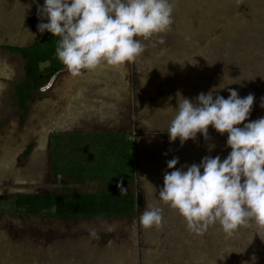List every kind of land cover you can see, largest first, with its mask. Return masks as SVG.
Returning <instances> with one entry per match:
<instances>
[{
    "label": "rangeland",
    "instance_id": "obj_1",
    "mask_svg": "<svg viewBox=\"0 0 264 264\" xmlns=\"http://www.w3.org/2000/svg\"><path fill=\"white\" fill-rule=\"evenodd\" d=\"M170 2V29L143 41V52L127 63L134 74V108L131 125L124 131L129 137L133 134L136 150L137 146L139 151L146 148L135 158V181L117 184L119 189L142 193L143 206H137L130 217L61 220L14 210L12 201L19 194L94 191L99 184L90 180L81 183L52 171L49 150L44 146L52 133L45 110H39L33 120L30 99L22 106L16 90L12 93L16 84L30 85L26 59L5 47L0 49V59L7 55L9 63L0 68V264H264V229L254 221L241 225L232 235L224 233L218 222L196 234L158 195L165 171H171L168 160L178 158L180 168L199 164L205 156L219 155L223 160L231 151L226 146L227 133L221 135L211 126L207 140L197 134L183 146L179 139L169 142L167 130L174 113L163 109L175 107L177 92L189 99L212 89L224 98L229 88L241 98L253 94V108L245 123L264 117L260 107L264 97V0ZM43 3L0 0L1 44H33L34 28L47 22L37 15L38 5ZM30 17L35 21L29 24ZM125 66L116 68L117 73L125 72ZM110 67L98 66L100 76ZM23 93L26 95L27 89ZM38 95L46 104V93ZM20 115L27 120L17 129L14 120ZM92 139L88 132L63 136L62 143L53 141L51 154L64 151L68 170L86 157ZM50 170L55 176L48 178ZM149 204L160 208L162 220L159 226L145 228L140 216Z\"/></svg>",
    "mask_w": 264,
    "mask_h": 264
},
{
    "label": "clouds",
    "instance_id": "obj_2",
    "mask_svg": "<svg viewBox=\"0 0 264 264\" xmlns=\"http://www.w3.org/2000/svg\"><path fill=\"white\" fill-rule=\"evenodd\" d=\"M172 13L170 0H44L37 15L47 22L37 29L59 37L56 57L75 77L102 63L118 68L134 61L144 50L143 41L170 29ZM228 91L227 98L212 89L194 99L177 92L175 107L163 109L174 113L167 130L170 143L179 139L183 146L197 134L207 140L209 126L227 133L231 151L223 160L205 156L199 164L180 168L178 158L166 162L171 171L164 173L159 200L177 210L196 234L217 222L227 235L250 220L264 229V117L245 123L254 95L241 98L236 90ZM160 211L149 204L141 224L159 226Z\"/></svg>",
    "mask_w": 264,
    "mask_h": 264
},
{
    "label": "trees",
    "instance_id": "obj_3",
    "mask_svg": "<svg viewBox=\"0 0 264 264\" xmlns=\"http://www.w3.org/2000/svg\"><path fill=\"white\" fill-rule=\"evenodd\" d=\"M59 37L45 32L35 42L21 51L26 59L25 71L28 82L41 84L64 67L55 54ZM89 142V141H88ZM88 145V144H87ZM91 149L79 163L64 162V151L52 156V171L58 176L87 180L99 184L97 190L73 192H50L42 194H19L12 207L24 215H49L56 219L71 220L77 217H130L136 214L137 195L131 189L122 190L118 183L131 185L136 179L135 143L132 136L124 133L93 135ZM86 146V144H85ZM65 148V147H64ZM94 148V149H93Z\"/></svg>",
    "mask_w": 264,
    "mask_h": 264
},
{
    "label": "crops",
    "instance_id": "obj_4",
    "mask_svg": "<svg viewBox=\"0 0 264 264\" xmlns=\"http://www.w3.org/2000/svg\"><path fill=\"white\" fill-rule=\"evenodd\" d=\"M122 68L126 71L117 73L110 67L101 77L97 67L74 77L64 66L46 81V104L37 94L35 109L45 110L55 139L61 133H67L61 138L86 132L97 136L127 134L124 130L133 116L134 81L128 64Z\"/></svg>",
    "mask_w": 264,
    "mask_h": 264
},
{
    "label": "flooded vegetation",
    "instance_id": "obj_5",
    "mask_svg": "<svg viewBox=\"0 0 264 264\" xmlns=\"http://www.w3.org/2000/svg\"><path fill=\"white\" fill-rule=\"evenodd\" d=\"M31 18H33V17H30V18H28V23L30 24V23H32L30 20H31ZM34 32L32 33V35L34 34V36H33V38L32 39H35V38H37L38 37V34L40 33L39 31H38V29L37 28H34V30H33ZM2 43V41H0V49H2V48H6L9 52H14V53H16L17 54V56L18 57H20L21 55H23V53H22V51H21V48H26L25 46L24 47H22V46H17V45H14V44H9V43H4L3 42V44H1ZM24 56V55H23ZM5 57H6V59H7V55H3V57L1 56V59H0V68H2V66L4 67V68H6L5 66H4V64H9L8 63V61L5 59ZM4 63V64H3ZM9 67H11V65H9ZM53 76V75H52ZM52 76L50 77V79L52 78ZM131 77H132V79L134 78V74H133V72H132V75H131ZM29 78L27 77V80H28ZM49 79V80H50ZM49 80H47V81H49ZM133 81H134V79H133ZM46 83L47 82H44V83H41V84H37V81H34V80H32V81H30V85L26 82V83H24V85H23V82H21V83H19V84H16L15 86H14V89L12 90L13 92L12 93H14L15 92V90H16V92H17V94H18V98H19V101L21 102V104H22V106L24 105L23 103L26 101V100H29L30 99V106H31V111H32V117H33V120L36 118V114L38 115V113L40 112L38 109H35V107H36V103H35V97H37V94L38 93H42V94H44V93H46V90H45V85H46ZM8 84H11V83H8ZM10 86V85H9ZM40 87H42V88H40ZM24 89H27V94L26 95H23L24 93H23V90ZM38 106H40L39 104H38ZM35 116V117H34ZM25 120H27V117L26 116H24V115H20V117H18V119H15L14 120V122H16V126L15 125H13V127L14 128H17L18 129V127H24L25 125L23 124L22 125V123H23V121H25ZM29 123H30V127H32V126H34L33 125V123H32V120H31V118H30V120H29ZM2 128V127H1ZM9 128H11V126H9ZM120 128H123V127H120ZM26 130V129H25ZM120 130H123V129H120ZM27 131V130H26ZM135 131V130H134ZM23 134H22V139H23ZM59 139H56L55 141H54V139L53 138H55V135L54 134H49L48 136H47V141H46V143L44 144V146L49 150V155H48V160H49V162H51V156H52V151H51V149H52V144H58V142H61L62 141V138H61V135L59 134L58 136H57ZM1 138H2V140L3 139H5L6 137L5 136H1ZM57 140H59L58 142H57ZM53 141H54V143H53ZM0 143H1V141H0ZM62 143V142H61ZM6 146V144L4 143V147ZM13 147V146H12ZM142 148L143 149H140V151H141V154H142V151L144 152L145 151V147H143L142 146ZM36 149V148H35ZM139 149V147L137 146V150H136V148H135V158H138L139 156H140V151L138 150ZM9 151H11L10 149H9ZM147 151V150H146ZM136 163V162H135ZM48 178L49 177H51V176H55V174L50 170V171H48ZM47 180H49V179H47ZM46 193V192H45ZM48 193H50V192H48ZM30 194V193H29ZM31 194H42L41 192L40 193H31Z\"/></svg>",
    "mask_w": 264,
    "mask_h": 264
},
{
    "label": "water",
    "instance_id": "obj_6",
    "mask_svg": "<svg viewBox=\"0 0 264 264\" xmlns=\"http://www.w3.org/2000/svg\"><path fill=\"white\" fill-rule=\"evenodd\" d=\"M31 22H34L35 19L31 18L30 20ZM137 206H143V199H142V193L141 192H137Z\"/></svg>",
    "mask_w": 264,
    "mask_h": 264
}]
</instances>
